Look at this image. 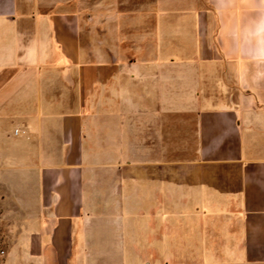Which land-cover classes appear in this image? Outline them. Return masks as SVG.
I'll return each mask as SVG.
<instances>
[{
    "label": "crops",
    "instance_id": "1",
    "mask_svg": "<svg viewBox=\"0 0 264 264\" xmlns=\"http://www.w3.org/2000/svg\"><path fill=\"white\" fill-rule=\"evenodd\" d=\"M0 179L8 264H264V0H0Z\"/></svg>",
    "mask_w": 264,
    "mask_h": 264
},
{
    "label": "rangeland",
    "instance_id": "2",
    "mask_svg": "<svg viewBox=\"0 0 264 264\" xmlns=\"http://www.w3.org/2000/svg\"><path fill=\"white\" fill-rule=\"evenodd\" d=\"M93 24L91 23V26ZM96 25V23H95ZM98 57V54L91 55V58L95 61ZM9 189L8 186H4L0 179V198L2 192H5ZM4 204L0 203V264H8L9 259L11 255L14 253V251L8 249L9 242L12 241L13 237L17 232L19 231V227L17 226L20 221H24L27 218L26 217H3L2 214H4ZM22 211H16L17 213H22ZM173 252V251H172ZM177 253V250H176ZM189 257L181 258L182 261L188 260ZM164 263L167 264H177L180 260L177 259V257H166V258H160Z\"/></svg>",
    "mask_w": 264,
    "mask_h": 264
}]
</instances>
